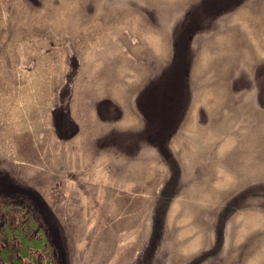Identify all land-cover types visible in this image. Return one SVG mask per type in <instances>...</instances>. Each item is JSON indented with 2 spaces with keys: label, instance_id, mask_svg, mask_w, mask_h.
<instances>
[{
  "label": "rangeland",
  "instance_id": "rangeland-1",
  "mask_svg": "<svg viewBox=\"0 0 264 264\" xmlns=\"http://www.w3.org/2000/svg\"><path fill=\"white\" fill-rule=\"evenodd\" d=\"M261 73L264 0H0V264H264Z\"/></svg>",
  "mask_w": 264,
  "mask_h": 264
},
{
  "label": "snow or ice",
  "instance_id": "snow-or-ice-1",
  "mask_svg": "<svg viewBox=\"0 0 264 264\" xmlns=\"http://www.w3.org/2000/svg\"><path fill=\"white\" fill-rule=\"evenodd\" d=\"M209 2H211V0H209ZM259 79H260V87L262 90H264V73L260 74ZM248 86H250V85H248Z\"/></svg>",
  "mask_w": 264,
  "mask_h": 264
}]
</instances>
